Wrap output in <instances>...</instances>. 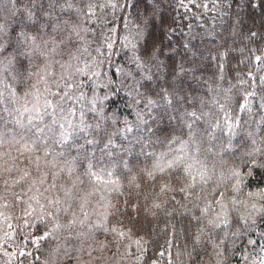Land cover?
<instances>
[{
    "label": "trees",
    "instance_id": "trees-1",
    "mask_svg": "<svg viewBox=\"0 0 264 264\" xmlns=\"http://www.w3.org/2000/svg\"><path fill=\"white\" fill-rule=\"evenodd\" d=\"M53 24L44 49L55 51L29 63L42 48L26 51L27 42ZM0 26V264H264V0H0ZM21 30L35 39L26 40ZM46 63L54 73L46 77L51 91H59L53 79L63 89L62 74L78 85L70 91L73 100L62 102L66 111L53 133L41 137L51 152L47 159L59 165L45 169L44 187L57 185L45 195L64 198L61 185L71 190L60 212L18 203L19 173L3 170L6 160L12 167L11 157L19 168L28 167L29 156L42 157L17 151L20 135H34L15 119L26 106L25 123L39 108L43 124H50L44 99L59 96L40 81ZM61 133L67 143L59 142ZM252 141L261 149L247 156ZM105 146L112 147L99 156L105 160L90 164ZM209 147L212 153L205 152ZM197 148L201 158L217 161L200 207L210 205L214 219L220 209L213 198L221 191L229 197L228 223L219 228L194 220L200 211L181 194L161 191L171 169L157 168L155 179L146 175L150 170L142 177L135 171L151 163L165 167L181 149L191 154ZM74 155L75 175L88 163L92 173L77 175V182L63 164ZM30 170L35 174V165ZM230 170L243 179L239 192L232 190L238 180ZM73 214L72 229L56 227ZM91 222L102 230L88 233Z\"/></svg>",
    "mask_w": 264,
    "mask_h": 264
},
{
    "label": "snow or ice",
    "instance_id": "snow-or-ice-1",
    "mask_svg": "<svg viewBox=\"0 0 264 264\" xmlns=\"http://www.w3.org/2000/svg\"><path fill=\"white\" fill-rule=\"evenodd\" d=\"M29 19H31V14H29ZM33 23H35L33 21ZM3 28L0 26V31H2ZM72 31H75V28H72ZM20 35L25 36V39H32L34 40L35 37H28L26 33L21 30ZM61 43H64V41H61ZM55 51V49H50L47 52L41 51L39 54L41 56H46L48 52ZM21 56H27L28 53H19ZM56 63H59V61H56ZM23 68V65H21ZM61 67L64 68L65 65L61 64ZM50 65L46 63L45 65V75L40 76V81L45 84V91L50 92V94L53 97L59 96L58 101H54L51 99H44V108H45V114L52 117L50 124H43L44 116L40 114L39 108H34L37 115L32 116L29 115L27 118V122L25 123L23 120L24 113H29L30 109L26 106L23 107V112H20L19 109H17V112L19 113L20 118L15 119V123L20 129H25L29 132H33L34 138L31 140H25L24 135H20L19 140H15L16 144H20L21 147L17 149V151L20 153L21 156L27 153H42L43 157V166L41 165V159L42 157L40 155L35 156V159L33 160L31 156L27 158V164L28 167L26 168H19L16 166V157H11L12 159V167H8V161H5L4 165V171L11 173L15 169L16 172L19 173V178L15 179L14 183L16 185L21 186V193H13L15 196V199L18 203H27V201H35V203L41 208V209H47V206H53L56 209V212H60L62 209L63 204L68 203V199L65 198H71V190H64L63 185L60 186V190L64 191V198L61 197H55L50 198L49 196L45 195V193H48L50 191V188H56L57 185L55 183H52L50 187H44V184L48 177V171L45 169L51 170L57 168L59 165L56 162V159L53 158L52 160L47 159L51 152L48 150V145L44 143V140L41 139L42 136H44L45 139L48 137L45 135L47 132L48 134L53 133L54 126H57V116L60 114H63L66 110L63 106L64 101L66 100H73V95L70 94L71 90H74L78 87V85L75 83V81L72 79L71 74H68L65 76L64 74L61 75V79L64 80L63 89H61V84L56 80L53 79L51 81V85H54L59 91H51V87L48 84V80L46 77L54 76V73L49 70ZM79 71V69H77ZM29 75H32V73H29ZM35 87V86H33ZM61 91L63 94H61ZM15 95V93H13ZM30 95V93L25 92V96L27 97ZM48 109H51V111H47ZM70 115H74V111L72 109L67 110ZM39 121L40 123H35V121ZM69 124H71V121H68ZM41 124H43V127H41ZM60 129L64 128V124L60 123L58 125ZM190 127V126H189ZM80 131H83V129H79ZM62 139L59 141L60 143H67L68 137H64L63 133H61ZM15 139V138H13ZM21 141L23 143H21ZM22 149V150H21ZM226 150L224 148L221 149ZM181 154L175 156L173 159L169 160L165 167H160L159 165L155 166L159 169L161 173L165 171V168L171 169L174 175H170L168 179L162 184L161 191L162 192H176L183 196L185 200H188L189 203L193 205V208L199 209L200 215L196 216L193 215V219L197 221H201L203 219L207 220V225L219 228L222 224L227 225L228 219L226 216V209L228 207V204L225 202L229 199V197L226 195L225 191H221L219 193L218 198H213L212 203L217 204L219 206L220 211L215 213V218L209 217V211L211 206L208 204H205L204 207H200L199 202H203L206 197H204L202 194L204 192L203 185H206L210 179H212V174L215 172L217 168V161L213 157L212 159H209L207 155H204L203 158H201L200 150L197 148L196 150L192 151L191 154L188 152H184L183 149L180 150ZM206 153H212V148L209 147L205 150ZM5 156H10V153H5ZM58 155H63L58 154ZM63 164L67 166L68 173L71 175L72 172L75 171V158L72 160H68L65 158L63 160ZM35 165V174L30 170L31 167ZM264 166V165H261ZM60 171H64V168L61 167ZM90 175L92 173H89ZM51 175L55 178L58 176L57 172H51ZM149 179H155L154 171L150 170L146 173ZM248 176H251L252 173L249 171L247 173ZM230 177L236 178L238 180L237 184H234L232 186V190L234 192H239V183L243 182L242 177L240 176V173L236 170H230ZM6 185V191H7V185L8 182L5 181ZM25 185L27 186L25 188ZM73 187H75L73 185ZM42 189V190H41ZM262 195H264V190L261 192ZM23 195L27 198L25 201H21L20 196ZM90 195V193H89ZM44 199L47 203L41 204L40 199ZM82 201L86 202V197H80ZM175 199V197H173ZM232 203H236V198L231 197ZM31 205H29L30 207ZM156 208L160 207V204H154L153 205ZM72 205L68 204L67 208H63V210L67 213L68 209L71 208ZM80 207H84V203L80 204ZM253 208H255V205H253ZM214 211V210H213ZM49 215H53L54 213L49 212ZM243 219V218H242ZM75 214H73L72 218L67 219V222L63 225L59 224V221L57 220L56 227H64L66 229H72L76 224ZM82 223V222H81ZM203 229H201L202 231ZM113 232L116 231L115 228L112 229ZM119 235L122 237L124 233H119ZM139 243V241H137Z\"/></svg>",
    "mask_w": 264,
    "mask_h": 264
},
{
    "label": "rangeland",
    "instance_id": "rangeland-1",
    "mask_svg": "<svg viewBox=\"0 0 264 264\" xmlns=\"http://www.w3.org/2000/svg\"><path fill=\"white\" fill-rule=\"evenodd\" d=\"M29 14H31V19H29ZM50 16H52V18H54V17H56L55 16V14L53 15H50ZM25 18H26V20H32L33 18H32V13H30V12H28L27 14H26V16H25ZM237 26V24H235V27ZM56 29V24H53V25H51V27H47V28H45L43 31H42V33H41V37L39 38V39H37L36 41H29V42H27V44H26V48H25V50L26 51H29V49H32V48H34V44L36 45V46H40L41 48H42V51H45V52H47L48 50H45L44 49V44L46 43V41L48 40V38H49V36L50 35H53L55 32H54V30ZM50 49H54V47L53 46H51V48ZM53 51H51V53H52ZM36 57L38 58V57H41V55L38 53L37 54V56H35V57H33V56H29V59H28V61H29V63H31L32 64V62H34L35 61V59H36ZM16 61V59L14 58V60H13V62H15ZM168 123L169 124H171V125H175V122L173 121H168ZM211 130H212V128L210 127V128H208V132L207 133H211ZM6 134V136L7 137H10L11 139L17 134V133H5ZM257 146V144L254 142V141H252V145H251V149L249 148V151H247V156L248 155H253V154H256L257 153V151L258 150H260L261 149V147H256ZM110 148H112L111 146H105V147H102L101 148V152L100 153H98L97 154V156L94 154V155H92V156H90V158H89V162H90V164H95V163H99V162H101L102 160H105V158L104 157H99V156H101L102 154H104V153H107V152H109V150H110ZM73 158H75V162L77 161V156L76 155H74L72 158H69L68 160H72ZM157 164L158 163H151L149 166H147L146 168H142L141 169V171H138V170H135L136 171V173L138 174V176H143V175H145L144 173L147 171V170H152V171H155V173L157 172V168L155 167V166H157ZM89 166V163L87 164V166L84 168V170L82 171V172H78L76 175H75V173L74 172H72V173H74V178H73V180L75 181V182H77V181H79V179H78V177H84L83 175H85V174H87V173H89L90 172V166ZM122 170H126V169H124V167L122 166ZM83 172L85 173V174H83ZM80 173V174H79ZM77 175H80V176H78L77 177ZM76 176V177H75ZM73 177V176H72ZM64 207L65 208H67L68 206L67 205H64ZM89 232L88 233H90V234H93V233H95L96 231H100V230H102V226H100V225H97V224H95L94 222H91L90 224H89ZM232 237H238L236 234H233L232 235ZM237 239V238H236ZM238 239H239V237H238ZM91 252H93V251H91ZM94 253H97V251L95 252L94 251ZM53 261V260H52Z\"/></svg>",
    "mask_w": 264,
    "mask_h": 264
}]
</instances>
